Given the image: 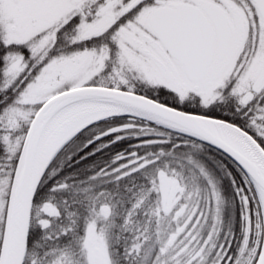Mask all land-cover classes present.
Returning a JSON list of instances; mask_svg holds the SVG:
<instances>
[{
	"label": "snow or ice",
	"instance_id": "6c2138e0",
	"mask_svg": "<svg viewBox=\"0 0 264 264\" xmlns=\"http://www.w3.org/2000/svg\"><path fill=\"white\" fill-rule=\"evenodd\" d=\"M262 220L264 0H0V264H264Z\"/></svg>",
	"mask_w": 264,
	"mask_h": 264
},
{
	"label": "rangeland",
	"instance_id": "374dc122",
	"mask_svg": "<svg viewBox=\"0 0 264 264\" xmlns=\"http://www.w3.org/2000/svg\"><path fill=\"white\" fill-rule=\"evenodd\" d=\"M207 157L210 155H206ZM212 161V160H211ZM214 164V166H213ZM212 172L215 174L220 189L224 190V197H225V203L223 206V223L221 224V237H224L225 235L229 233H235L236 234V240L234 241V247L238 246V240L239 237L242 235V229H243V221L240 216V204L235 199V195L232 191V187L230 183H227L228 186L224 184V177L219 174V171L221 168L217 167L215 163L212 161ZM228 191V193H227ZM235 212L233 213V211Z\"/></svg>",
	"mask_w": 264,
	"mask_h": 264
},
{
	"label": "trees",
	"instance_id": "16d2710c",
	"mask_svg": "<svg viewBox=\"0 0 264 264\" xmlns=\"http://www.w3.org/2000/svg\"><path fill=\"white\" fill-rule=\"evenodd\" d=\"M208 155H212V153L211 152H209V153H207ZM202 159H204L205 160V162L207 163V165H208V167L211 169V167H212V161L211 160H209L208 159V157L206 156V155H203L202 154V157H201ZM217 159H219V157H217ZM223 163V162H222ZM213 166H214V164H213ZM212 170V169H211ZM219 174L221 175V176H223L224 178V184L226 185V186H224V187H227L228 186V184L227 183H230V185H231V181L229 180V178H228V176H227V174H226V172L225 171H223L222 169H220V171H219ZM222 191H223V193H224V190H223V188H222ZM227 193H228V191H227ZM235 212V210L233 211V213ZM262 222V221H261Z\"/></svg>",
	"mask_w": 264,
	"mask_h": 264
},
{
	"label": "water",
	"instance_id": "95a60500",
	"mask_svg": "<svg viewBox=\"0 0 264 264\" xmlns=\"http://www.w3.org/2000/svg\"><path fill=\"white\" fill-rule=\"evenodd\" d=\"M262 224H264V220H262Z\"/></svg>",
	"mask_w": 264,
	"mask_h": 264
}]
</instances>
